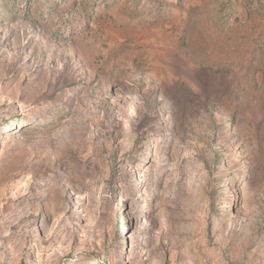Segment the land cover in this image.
Wrapping results in <instances>:
<instances>
[{
	"label": "rangeland",
	"instance_id": "rangeland-1",
	"mask_svg": "<svg viewBox=\"0 0 264 264\" xmlns=\"http://www.w3.org/2000/svg\"><path fill=\"white\" fill-rule=\"evenodd\" d=\"M0 264H264V0H0Z\"/></svg>",
	"mask_w": 264,
	"mask_h": 264
},
{
	"label": "trees",
	"instance_id": "trees-1",
	"mask_svg": "<svg viewBox=\"0 0 264 264\" xmlns=\"http://www.w3.org/2000/svg\"><path fill=\"white\" fill-rule=\"evenodd\" d=\"M84 220H81L80 222L83 223ZM101 222V219L99 220L98 224Z\"/></svg>",
	"mask_w": 264,
	"mask_h": 264
}]
</instances>
